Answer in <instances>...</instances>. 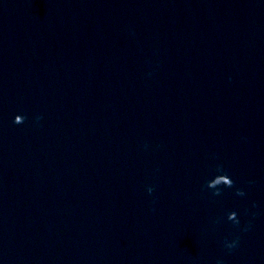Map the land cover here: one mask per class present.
Returning a JSON list of instances; mask_svg holds the SVG:
<instances>
[{
    "label": "water",
    "instance_id": "obj_1",
    "mask_svg": "<svg viewBox=\"0 0 264 264\" xmlns=\"http://www.w3.org/2000/svg\"><path fill=\"white\" fill-rule=\"evenodd\" d=\"M218 260L264 264V0H0V264Z\"/></svg>",
    "mask_w": 264,
    "mask_h": 264
},
{
    "label": "clouds",
    "instance_id": "obj_2",
    "mask_svg": "<svg viewBox=\"0 0 264 264\" xmlns=\"http://www.w3.org/2000/svg\"><path fill=\"white\" fill-rule=\"evenodd\" d=\"M36 119L37 120H39L40 119V117L39 116H37L36 117ZM13 123H15L16 124V121H14L13 120ZM237 195H240V196H243L244 195V193L242 192V191H240V190H237ZM232 216L234 217L235 216V212H233V214H232ZM232 217H230V219H231ZM239 223V221L238 220H233V224L235 225V224H238ZM243 230V229H242ZM236 239H233L231 242H229V241H225L224 242V247L226 248V249H228V250H231V249H233L235 246H236ZM217 264H222V261H217Z\"/></svg>",
    "mask_w": 264,
    "mask_h": 264
}]
</instances>
